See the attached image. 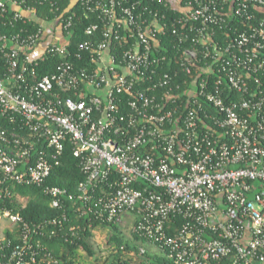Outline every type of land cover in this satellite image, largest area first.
<instances>
[{"label": "built area", "instance_id": "1", "mask_svg": "<svg viewBox=\"0 0 264 264\" xmlns=\"http://www.w3.org/2000/svg\"><path fill=\"white\" fill-rule=\"evenodd\" d=\"M78 2L100 23L75 58L91 52L96 67L69 60L39 77L46 55L67 56L74 17L39 20L26 2L0 0L3 26L39 24L0 30V117L29 134L0 126V185L41 187L52 208L130 229L174 264H264V0H72L65 13ZM160 7L178 14L164 54ZM47 26L66 42L35 58ZM66 143L84 177L76 195L47 185ZM2 215L20 229L10 251L0 242V264H59L41 237L65 216L31 226ZM174 218L183 223L169 235Z\"/></svg>", "mask_w": 264, "mask_h": 264}, {"label": "trees", "instance_id": "2", "mask_svg": "<svg viewBox=\"0 0 264 264\" xmlns=\"http://www.w3.org/2000/svg\"><path fill=\"white\" fill-rule=\"evenodd\" d=\"M19 2H26V5L34 7L35 14L39 20L53 21L60 15L65 14L64 17L73 16V27L71 28V34L69 36V42L67 46V56L60 55H46L45 58L38 62L36 72L39 77H43L48 74H53L57 71L58 66L64 61H72L77 67L86 66L92 70L96 67L95 64L91 65L89 58L91 52L81 53L83 60L78 61L75 56L80 54L79 45L86 40H91L86 36V29L95 23H100L95 14H90L88 18L84 13V9L81 7V2H78L75 6L65 13V11L72 5V0H48V1H36V0H18ZM155 7H157L155 5ZM160 12L166 14L167 29L165 34L159 36L161 42V54L166 53L165 49L171 51L174 37L171 35L172 20L178 17V14L173 11H168L160 7ZM11 14H8L7 20L10 19ZM15 26V25H14ZM39 28L38 21L31 24L16 23L15 27L3 26V20L0 18V30L5 34L17 33L21 29H27L30 32H34ZM68 35V33H64ZM218 38L225 41L226 38L219 34ZM45 39V38H44ZM42 39V41L44 40ZM96 40L102 39V32L96 33ZM228 41V39H226ZM120 49L119 46L113 45L112 53L116 55V50ZM170 54L168 53V56ZM207 62H210L207 60ZM169 68V66L167 67ZM210 80H215L218 77L216 75L209 74ZM128 103V97L122 96L121 104L125 107ZM209 109V108H208ZM8 118L0 117V126L8 128L10 132H18L23 135H29L27 131H20V125L16 123L11 124ZM44 144V143H43ZM43 144L39 146L38 150L42 149ZM84 179L81 173L79 160L73 155V146L70 143H66L63 155L60 157V165L56 167L47 181L49 186H58L67 189L69 192L76 195L78 184ZM23 200L26 201L23 204ZM76 203V201H75ZM67 204L64 210L54 209L50 205V198L44 193L41 187L36 185H13L11 183H3L0 185V214L5 210H10L14 214H20L21 217L29 225H40L47 220H63L64 216L68 219V222H63V228L60 225L45 224L44 232L45 237H41V240L48 247L53 257L59 261V264H77V257L80 251H85L91 256L94 255L90 247V240L93 237V232L103 227L110 230V237L108 244L116 248L117 254L114 255L112 264H131L128 255L131 253H139V244L149 245L145 239L132 234L130 231V238H127L121 228L114 223L100 224L97 221H93L90 228L89 221L86 217L77 218L73 209ZM182 218H174L172 222L167 226L169 235L176 234L182 226ZM80 225V229H77L78 236L74 238L69 235V228L71 226ZM19 226H16L15 232H6V249L11 250V247L19 243ZM56 233V236L50 235ZM10 243L11 245L9 246ZM124 246V250L121 247ZM143 264H174L171 260H168L166 254H149L146 253ZM212 264H233L232 257L224 258L222 261Z\"/></svg>", "mask_w": 264, "mask_h": 264}, {"label": "rangeland", "instance_id": "3", "mask_svg": "<svg viewBox=\"0 0 264 264\" xmlns=\"http://www.w3.org/2000/svg\"><path fill=\"white\" fill-rule=\"evenodd\" d=\"M66 42V40L64 41ZM26 201L23 200V204ZM16 226L10 221L9 218L4 217L2 213L0 214V242H2L6 238V232H15ZM123 234L130 238V229H122ZM110 237V230L105 229L103 227L97 228L93 237L90 240V247L94 252V255L91 256L85 251H80L77 257V264H112V260L115 254H117V250L114 246L108 244V240ZM158 248L153 244L143 245L139 244V253H131L128 255V259H130L131 264H143L142 261L145 259L146 253L154 254L152 249ZM141 250H144V254H141ZM160 253V252H157ZM162 254V253H161Z\"/></svg>", "mask_w": 264, "mask_h": 264}, {"label": "crops", "instance_id": "4", "mask_svg": "<svg viewBox=\"0 0 264 264\" xmlns=\"http://www.w3.org/2000/svg\"><path fill=\"white\" fill-rule=\"evenodd\" d=\"M45 35H46L45 37H47V39H44V41H43L45 43L40 44L33 51V56L35 58L41 57V55L45 52V45H46V43H49L53 38H55V40L59 41V43H62L64 41L63 40V35H61V34L58 35V33L56 34L55 33V30H53L50 26L49 27L48 26L46 27ZM150 247H153V246H150ZM152 251H154L153 252L154 254H160V253L163 252L160 248H154V249H152ZM157 252H160V253H157Z\"/></svg>", "mask_w": 264, "mask_h": 264}]
</instances>
